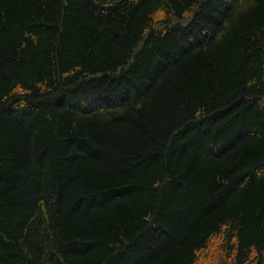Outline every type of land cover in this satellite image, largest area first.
Wrapping results in <instances>:
<instances>
[{
  "label": "trees",
  "instance_id": "16d2710c",
  "mask_svg": "<svg viewBox=\"0 0 264 264\" xmlns=\"http://www.w3.org/2000/svg\"><path fill=\"white\" fill-rule=\"evenodd\" d=\"M0 264H264V0H0Z\"/></svg>",
  "mask_w": 264,
  "mask_h": 264
}]
</instances>
